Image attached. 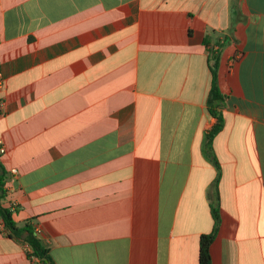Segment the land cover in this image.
I'll return each instance as SVG.
<instances>
[{"label": "crops", "instance_id": "crops-1", "mask_svg": "<svg viewBox=\"0 0 264 264\" xmlns=\"http://www.w3.org/2000/svg\"><path fill=\"white\" fill-rule=\"evenodd\" d=\"M0 76L1 203L54 264H198L215 204L211 264H264V0H0Z\"/></svg>", "mask_w": 264, "mask_h": 264}, {"label": "trees", "instance_id": "trees-1", "mask_svg": "<svg viewBox=\"0 0 264 264\" xmlns=\"http://www.w3.org/2000/svg\"><path fill=\"white\" fill-rule=\"evenodd\" d=\"M216 42L217 43L215 44L217 47H213L207 40V35L204 38V44L206 45L208 51V61L210 63L209 68L211 72V82L206 106L209 114L216 119V122L211 127V129L206 132V143L209 148L211 147L214 136L222 129L224 124V119L220 110L222 106L223 94L219 89L217 78V68L219 61L218 47L221 46V43L219 41ZM5 181L6 172L0 163V219L3 222V231L7 233L8 237H19L22 233L27 232L24 242L28 246V257H36L39 261V264H54L49 255L48 248L34 233L31 225L26 222L21 227H17L15 221L12 219V210L2 205L1 201L5 195ZM215 199H217V193H215ZM211 212L214 219V225L210 233L203 234L199 238L198 264H211L210 245L217 234L220 222L217 204L211 206Z\"/></svg>", "mask_w": 264, "mask_h": 264}, {"label": "built area", "instance_id": "built-area-1", "mask_svg": "<svg viewBox=\"0 0 264 264\" xmlns=\"http://www.w3.org/2000/svg\"><path fill=\"white\" fill-rule=\"evenodd\" d=\"M1 85H2V81H1V76H0V86ZM2 152H4V148L2 146H0V153H2ZM11 171H12V173L16 172L15 168L12 169ZM10 209L13 211L15 208H14V206H11ZM0 229H3V222L1 221V219H0ZM36 230H38V229H36Z\"/></svg>", "mask_w": 264, "mask_h": 264}]
</instances>
